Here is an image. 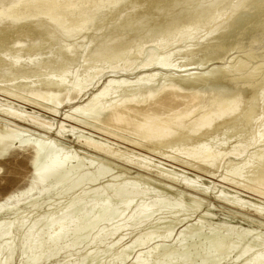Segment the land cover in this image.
<instances>
[{
	"label": "bare ground",
	"instance_id": "obj_1",
	"mask_svg": "<svg viewBox=\"0 0 264 264\" xmlns=\"http://www.w3.org/2000/svg\"><path fill=\"white\" fill-rule=\"evenodd\" d=\"M10 1H9V3L7 2V4H5V5L3 4L0 6V24L3 21L7 20V22L9 24H11V26L16 27L21 23H24V26H25V24H29V22H32L31 20H33L35 18H37L40 21L42 19H46V20H49L52 24H54L55 26H57L61 30H64L66 32L71 31L73 34L70 33L69 35H66V36H68V38L71 37V40L74 37L78 36L77 33H79L81 30L83 31L84 27L86 26L87 23L89 24L91 19H92V21L94 20V17H93L94 13H92V12L95 11L96 8H94L92 10V12H89L87 10L95 4H97V6L99 4H101V2H99L98 0H13L12 2H10ZM105 1H106V4H108V5L112 4V3L113 4L117 3L114 0H105ZM105 1H103V3ZM125 1H126V5H127V0H125ZM180 1H178V2H180ZM186 1H188V0H186ZM118 2H119V0H118ZM162 2H163L162 6L164 5V6L170 7V6L174 5L176 0H163ZM256 2H258V1H256ZM253 3H255V2H253ZM135 4L136 3H134V5ZM115 5L116 4H114L113 7H115ZM187 5H188V3H187ZM237 5H238V3H237ZM237 5H236V7H237ZM246 5L248 7V4H246ZM109 6H111V5H109ZM133 6L130 5V7H133ZM186 6H184V7H186ZM117 7H119V5ZM233 7H235V6L233 5ZM102 8H104V7H102ZM155 8H159V6L157 7V5L152 4L150 11H149L150 15L155 13L154 12V11H156ZM180 8H182V7H180ZM160 9H163V7ZM196 9H198V8H196ZM100 10H98V12ZM124 10H126V9H124ZM195 10L193 11L192 8H190L187 11L185 10L186 12H184V13L182 11V13L185 15L180 20L178 19L179 21H177V18H175L177 22H175V19L171 18L175 23L168 20L167 23L172 22L173 24L172 25L168 24V25H170V27H168V28L163 27V28H166L165 29L166 34L164 33L165 35H163L162 33L159 36L153 34L154 36L152 37V35H150V33H149V35H141L139 38L136 37V39L133 38V39L127 40L125 43H123V42H119L118 38H116V37H120V33L117 32V34H116L117 36L114 34L115 36L113 35L112 39H109L110 37L108 38L109 44H111V42H113L111 45H109L108 43H107L108 44L107 45L105 42H103L104 45L106 44L107 47L109 46L108 48L104 47V49H102V46L100 43H102L101 39L105 38L107 35L104 37L101 35L102 36L101 39L98 38L97 36L92 35V37L93 36L95 37L94 39L97 38V39H100V41H101L98 44L97 41H99V40H97V39L94 40V42L96 41L95 43L90 40L91 43L92 42L94 43V45L97 44L96 47L94 45L93 46H94V49L96 48V50H94V51L95 52L98 51L99 57H98V59L97 58L96 59L87 58L85 56V52H86L85 51L84 55H83L85 57L84 60L86 62H89V64L88 65H87V63L84 64L85 61L83 63H81L83 65L80 64L81 68H82L81 69L82 72H79L80 70H77V67H75V64H74L75 59L77 58V55H75L74 49H73V47H75L73 45L74 44L73 41L75 38L73 39L72 43L68 42L65 46L62 43V47L63 46L64 47L62 49L59 48L62 50V51H60L61 56L55 57V56H52L53 55L52 54L51 56H45V58L39 57L36 59L35 57L37 55H41L42 53H39L35 49L40 47V45L42 43L44 44L45 40L47 42V40L50 39V37L52 35H47V34L46 35H27V34L25 35V33H28V31L27 32L24 31V35L14 34L13 36L10 35L11 36V37L9 36L10 38L5 37L6 35L2 36V39L0 40V42L2 43V44L0 43L1 44V47H0V51H1L0 52L1 53L0 54V69L3 68L2 70L5 72V77H11L12 78V79L9 78L10 81H15L16 79H18V80L22 79V80L19 81L20 83H17V84L16 83L8 84L9 87L11 86L13 89H15L14 87H16L17 88L16 92H14L15 90L12 91L11 88L9 89L8 87L7 88L4 87L5 88L4 89L2 86L0 87V91H4L5 93H7V95H10L9 96L10 98H11V96H14L15 99L17 97V99L19 98V99L23 100V102L25 104H29L32 108L42 109L43 111L48 112L52 116H56L58 114V112H60L59 110L62 106H69L71 108L72 112H70V110H69L65 113H62L63 118H61V121H59V124L57 125L56 124L57 122H55V124H54L53 122H51L47 118L48 116L41 117L43 115H39L38 114L39 112L38 113L37 112H27V111L24 112V111H20V110H14L13 108H8V107L0 108V114L10 118L12 120V122H14L13 128L10 127L11 128L10 129L9 127H7V130L9 129L8 134H6V135L0 134V153L5 152V151L12 153L14 148H22L24 150H31V148H29L30 145H24V144H20L19 146L12 145L11 134L13 131H16V130L18 131V129H20V130L28 132V131H31L29 129V127H30V128H34L36 131L45 132V133L50 134L51 132H53V130L55 128L54 125H57L56 129H55V131H56L55 137L53 138L55 140V139H57V137L63 138L62 136H64L67 133H70V134L72 133V134L76 135L75 133H77L76 131H79V129L77 128V126H76L77 123H75V122L79 121V122L84 123L86 127H90L89 130L93 129L92 130L93 132L98 133L99 135L105 136L106 138H111L113 140H116L115 142H119L116 144L114 142L108 141V139L105 140V142H103L101 140L99 141L97 139L96 140L92 139V137L91 138H88V136L84 137V135H82V138L80 136L79 137L76 136L77 143L81 146V148H84L86 151H88L92 154H96L98 156H101L103 158H106V160L109 159V160L124 162L128 166L130 165V166H133V168H136L137 169L136 171L139 170V173L156 171L158 173L159 177L161 175L162 180L165 178V179H169V180H167V182L168 181L170 182V180H171L173 182L178 183V181H179V183L181 184L182 187L185 188V190H189L191 192H196L199 190L204 192V190L212 188V187H210V185L204 186L201 183L199 184V182H201L200 176H202V174H204L205 176H207V178L209 177L212 179H216L220 183L222 182L223 184L228 185L230 188H235V189L240 191V192L234 191V193H236L237 195H231V194H227L226 191L224 190L225 187H223L222 190L219 189V192H217V195L215 196V198H217L216 200L224 201L226 205H231L232 207H234L236 209L244 210L247 208L249 211L253 212L254 215L259 217L263 221L264 220V201L260 200L258 198L261 197L264 199V111H262L260 109V113L257 111V113H255L254 116H252V115L250 116L249 112H246L250 108V106H249V108L244 109L245 106H243V104H244L245 99L243 98V96L245 97L244 94H247V95H249L248 96L249 98H253V99L255 98L258 101L261 100L262 103H264V86H262L263 84H261V83L259 85H255L257 82L255 79L256 73L255 74L253 72H251L253 74H251V73L246 74L245 73L246 75H242L240 77L235 78L234 75H231L232 73H230V75H231L230 76L228 74V72H226L224 70L225 68L223 69V66H221V65L220 66L214 65V66H212V68H209V66L206 67L205 65L209 64L208 62H211L210 60L192 61L189 58L194 53H197L198 50L202 51L204 49L203 51H205V49H206V51L210 52V54L215 53V52L218 53V51L224 52V51L229 50L231 47L236 45V43H238L239 41H241L243 39L246 40V38H247L250 41H253L255 39H260V37H263V35H264V2H261L258 5V10H257L258 14L254 15V16H246L245 15V16L240 17L239 14L242 13L244 10H242L241 12H239L237 14L238 17H237V15L234 17L233 16L234 14H233L232 16L234 18L231 17V18H233L232 21L230 22V20H229V24L226 27L227 29H226V31L224 30L222 34H220V32L219 33L218 32L213 33L217 29H214V31H213V29H211V32L213 31L212 33L215 35H211L209 37V39H207L208 38L207 37L206 43L207 44L212 43L210 40H213L216 37L217 42L213 47L210 45L209 46L211 48L206 46V45H205L206 47H204L203 46L205 44L204 43L202 45L203 46L202 50H201V48L198 49V46L196 48L192 46L194 49L193 48L187 49L186 51L184 50L181 52L177 46H179V45L181 46L183 44L185 45V43L181 44V42H184V41H187V40L192 39L194 37L196 38V36H199V35H195L193 32H196L197 34L200 33L202 27H205L204 25L207 26V24L212 23L214 21V17H216L215 16L216 13L214 14V16L212 15L213 17L212 16L206 17V15H205L204 18H201L200 21H198L197 17L199 15L197 16V14L195 13ZM109 11H110V9H109ZM167 11H168V9H167ZM132 13L134 14V12H132V10H131V14ZM182 13H180L179 16H182ZM207 13H209V12H207ZM145 14L146 13H144V15H142V16L140 14V16L142 18H150L151 17L150 15H145ZM147 14H149V13H147ZM212 14H213V10H212ZM162 15H165V14H162ZM223 15H225V14H223ZM217 16H219V15H217ZM229 16H231V13H229ZM229 16H227V17L230 18ZM136 17H137V15H136ZM157 17H159V16H157ZM175 17H177V15ZM220 17H221V15H220ZM228 18H226V19L223 18V20L225 19V21H226V20H228ZM168 19H170V18H168ZM136 20L139 21L140 19L139 20L136 19ZM49 21H48V23H50ZM234 21H235L234 27L233 28L230 27L228 29L229 26L233 25L232 22H234ZM198 23H200V24H198ZM4 24H5V22H4ZM148 24H149V22H148ZM37 25H39V23ZM223 25H225V24H223ZM226 25H227V23H226ZM42 26H44V25H42ZM87 26H89V25H87ZM219 26L221 27L222 24ZM85 28L87 29V27H85ZM123 29H124V26H123ZM123 29H119V31H121ZM206 29H207V27H206ZM218 29H219V27H218ZM223 29H224V26H223ZM115 30H117V29H115ZM221 31H222V29H221ZM125 32L128 33V31H125ZM39 33H41V32H39ZM113 33H114V30H113ZM216 33H218V34H216ZM123 34H124V31H123ZM178 34H181V35H178ZM126 35L127 34H125V37H126ZM155 36H157V37H155ZM129 37H130V35H129ZM54 38L55 37H53L52 39H54ZM68 38L66 37V39H68ZM200 38H202V37H200ZM23 39H24V42L26 41L25 44H21L23 42ZM63 39H65V38H63ZM68 40H66V41H68ZM110 40H112V41L110 42ZM122 40H123V38H122ZM199 40H196V41H199ZM85 41L83 43H85ZM103 41H104V39H103ZM10 42L12 43V45L10 44L12 46V48H10L11 50L10 49H7V51L4 50V48H6L8 46L10 47V45H9ZM46 42H45V44H46ZM55 42L57 43V41H55ZM77 42H78V40H77ZM103 43H102V45H103ZM85 44H83V45H85ZM186 44H188V43L186 42ZM86 45H88V44H86ZM42 46L43 45H41V47ZM80 46H77V47L80 48ZM90 46H92V44ZM77 47H76V49H77ZM184 47H186V45ZM2 48H3V50H1ZM47 48H49V46ZM146 48H148L150 50H155L157 53L150 52V54H149V51H148L149 57L147 59H144L145 57L144 58L142 57L143 60H140L139 62H137V59L143 55L144 50H146ZM76 49H75V51H77ZM87 49L88 48H86L85 50H87ZM89 49L91 50L92 48H89ZM195 49L196 50L198 49L197 52L192 51ZM79 50H81V52H82V50L84 51V48L79 49ZM216 50H218V51H216ZM51 51H52V49H51ZM104 51H107L108 53L106 54ZM229 51H231V50H229ZM102 52H104L105 54L104 53L102 54ZM145 52L147 53V51H145ZM54 53H56V51ZM86 54L88 55V53H86ZM121 54H122V56H121ZM148 54H147V56H148ZM117 55H120L121 59H119V56H117ZM217 55H219V54H217ZM92 56L94 57L93 53H92ZM115 56H117V57H115ZM8 57H10V59ZM114 57L117 58V60H115ZM227 60H228V58H227ZM81 62H82V60H81ZM233 62H235V61H233ZM213 64H215V63L213 62ZM226 65H227V63H226ZM232 65H234V64H232ZM79 68H80V66H79ZM256 69H258V68H256ZM254 70H255V68H254ZM45 71L46 72L50 71V72L45 73ZM43 73L46 74V77H44L42 79L39 78L38 80H31L32 76H40L41 77L44 75ZM71 76H72V78H71ZM263 77H262V79H263ZM6 85H4V86H6ZM253 85H255V87H252ZM253 99H252V101H253ZM74 113L81 114L82 116L87 118L88 121H81L80 118L77 119V117L74 115ZM244 120L247 121V123H244L245 122ZM254 121H255V123H254ZM8 122H9L8 124L10 125V121H8ZM241 122L244 123V126L246 124H248V127L247 126H245V127L248 128L249 131H252V132H249V133H251L249 135V137L246 136L247 138H245L243 135H241V137L239 136V134H240L239 132L248 131V130L244 129L245 127L244 128L242 127V131H237V132L234 131L236 128L238 129V127L242 124ZM0 125H2V124H0ZM2 126H4V125H2ZM80 126H82V125H80ZM3 129H4V127H3ZM232 129H234L233 130L234 134H232L233 133ZM230 131H231V133H230ZM22 132H20V133H22ZM31 132H33V131H31ZM81 132L82 131L80 130V133ZM85 134H87V133H85ZM43 135H41V136H43ZM46 139H47V136H46ZM47 141H48V139H47ZM23 142H25V141H23ZM110 143L114 144L116 147L114 148L113 145H110ZM56 144H57V142H56ZM122 144H125V146H126L125 148L127 149L126 151L121 149ZM53 145H54V143H53ZM135 149L140 150V152L143 151V152H146L152 156H156V157L160 158L161 160H164V162L161 160H155V158H153L152 156H148V154L145 155V154L136 152ZM67 160H68V156H65L64 158L57 157V156L52 157L46 164H43L44 165V171L42 172L41 177L49 176V175H53V177H54L55 174L56 175L58 174V171L62 168V166L65 164V162ZM103 160H105V159H103ZM165 162H167V163H165ZM169 162H170V164H176V165H179V166L184 167V168H190L193 170V172L194 171L197 172V174L198 173H202V174L201 175L198 174L196 176V174L194 173L196 178L188 177L185 175L183 176L181 173H179V171H181V170L177 169L178 167L174 168L175 170H179L178 172L175 171L174 169L169 170V169H167L168 167L167 168L163 167L165 165L169 166V167H173L172 165L169 164ZM221 163H223V164H221ZM225 164H226V166H225ZM220 165L221 166L224 165L223 168L221 167L224 171V172L222 171L223 173L219 172L220 171V169H219ZM0 169H1V166H0ZM88 169H90V168H88ZM182 171H184V170H182ZM97 174H98V172H97ZM101 174H103V172ZM82 175H84V174H82ZM111 175H112V173H111ZM154 175H156V173ZM140 176H142V175H140ZM152 178H153V175H152ZM165 179L162 182H164ZM89 180H91V179H89ZM80 181H81V178H80ZM133 181L137 182L135 180H133ZM218 181H216V182H218ZM116 182H118V181H116ZM213 182H211V183H213ZM216 182H215V184H216ZM119 186H116L117 190H118ZM126 186H128V185H126ZM126 186H125V188H127ZM215 186L216 185H214V187ZM120 187H121L120 189H122V186H120ZM152 187H154V186H152ZM45 188H46V185L42 188V190H40V189L37 190V192L35 194L41 193ZM98 188H99V186H98ZM132 188H135V187H132ZM202 189H204V190H202ZM208 191L209 190H207V193L205 191L206 195L208 194ZM231 191L233 192V190H231ZM110 192H111V190H110ZM112 192H113V194L115 193L113 191V189H112ZM120 192L121 191H117L114 195L112 193H110V195H112V197H119ZM203 192H200V193H203ZM91 193H93V192H91ZM80 194L78 193L75 195H80ZM14 195L15 194L8 195L6 198L3 199L2 203H6V205H8V204H14L15 205L19 201L23 200V199H21L19 201H12ZM82 196H83V194H82ZM109 196H107V197H109ZM76 197H78V196H76ZM76 197H73V198H76ZM256 197H258V198H256ZM73 198H71L73 200V203L75 200L78 201V199H80V198H77V199H73ZM125 198H127V197H124V199ZM129 198L131 199V197L128 196V199ZM174 198H176V197H174ZM195 200H197V199H195ZM88 201H89V199H88ZM106 201H105V203H106ZM132 201H134V200H132ZM99 202H101V201H99ZM131 202H129V203H131ZM155 202H154V204H152V206L157 205V202H156V204H155ZM105 203L102 202V204H105ZM129 203H127V204L130 205ZM96 204H99V203H96ZM124 204H122V205H124ZM132 204L130 206H132ZM145 204L147 205V203H143V205H145ZM148 204H150V206H151L150 202ZM99 205H101V204H99ZM146 205L145 206L141 205L142 208L139 205V209L141 208L142 213H144V214H145V210H147L146 211V213H147V212H149V209H150V212L152 213L158 209L156 206L155 207L157 209L153 206L155 208L153 211V209L150 208L149 205H147V207H146ZM180 205H182V204H180ZM94 206H95V204H94ZM109 206L111 207V205H109ZM3 207H5V205H3ZM66 207H67V205H66ZM148 207H149V209H147ZM227 207H229V206H227ZM127 209L128 208H126V210ZM180 209H182L184 211L187 210V209L185 210L183 208H180ZM1 210L2 209L0 208V211ZM51 210H52V208H51ZM136 210H137V207H136ZM158 210H160V209H158ZM55 211H56V209H55ZM191 211H193V210H191ZM121 212H123V211L121 210ZM54 214L55 213H53L50 216H52V218H53L55 216ZM149 214L147 213L146 215H149ZM136 215L138 216L137 213H136ZM132 216H130V217H132ZM141 216L143 217L144 215H141ZM141 216L139 218H141ZM22 217H24V216H22ZM125 217H127V216L125 215ZM134 217L136 219L135 215H134ZM48 220L51 221L50 218ZM182 220H184V219H182ZM11 222H12V220H11ZM212 222H213L212 225L213 226L215 225V227L222 228V229L227 228V229H230L231 231H235L236 229L241 228V226L236 225V224H232L230 222L215 221V220ZM0 223H2V220ZM21 223H22V221H21ZM21 223H19V224H21ZM177 223H179V222H177ZM184 223H182V225ZM200 223H202V222H200ZM47 224H48V222H47ZM163 224H165V223H163ZM260 224L263 225L262 222H260ZM58 225L55 226V229L52 232V234L49 237L45 238L46 243L44 245L54 243V241L59 239L58 237H60L61 234L66 233L65 231H67V230H64L65 228L62 225H59V226ZM193 225H196V224L193 223ZM47 226H50V225L48 224ZM171 226H172V224H171ZM196 226H191L190 228L194 227L196 229ZM11 227H12V224H11ZM187 227L188 226H186L185 228L187 229ZM115 228H117V227L115 226ZM119 228H121V227H119ZM112 229H114V228H112ZM112 229H109V230L113 232ZM197 229H198V227H197ZM197 229H196V231H197ZM201 229H203V228H201ZM241 229L243 230V233H241V234L245 235V233L248 232L247 228H246V230L244 228H241ZM190 230L193 231V228ZM255 230L253 232H255ZM116 231H117V229L114 232H116ZM152 231L151 232L148 231L149 233L146 232L147 234L145 233L146 235L145 236L143 235L144 236L143 239L139 240L137 238L138 241H137V239L132 241V243L134 242L133 245L135 246L136 245L135 243L138 242V245H140V247H143V245H145L147 243V242H145L146 240L147 241L152 240L153 235L155 236V238L162 236V235L161 236L158 235V237H157L155 234H153L155 232L152 233ZM162 232H163V230H162ZM184 233H182V234H184ZM197 233H198V231H197ZM141 234H143V233H141ZM165 234L166 233H164V235ZM168 234H169V231H168L167 235H165L167 242L169 240V239H167ZM108 235H110V233ZM112 235H114V234H112ZM239 236H241V235L239 234ZM162 237H164V236H162ZM169 237H172V236H170V234H169ZM201 237H203V236H201ZM243 237H245V236H243ZM198 238H200V237H198ZM257 238H259V237H257ZM101 239H102V237H101ZM52 240H54V241H52ZM120 240H119V242H120ZM163 240H165V237L163 238ZM49 241H52V242H49ZM170 241H171V239H170ZM201 241H202V239H201ZM185 242H186V240H185ZM213 242H215V241H213ZM54 244H52V245H54ZM259 245H260V243H259ZM11 246H12V244H11ZM129 246H131L130 248H132V245H129ZM155 246H157L156 248H158V245H155ZM253 247H255V246H253ZM126 248H128V245L123 249H126ZM130 248H128V249H130ZM195 248H196V246H195ZM248 249H250V248H248ZM211 250H212V247H211ZM124 251H126V250H124ZM151 251H153V250H151ZM246 251H247V249H246ZM253 251H255V250H253ZM146 252H148V251H146ZM154 252H156V251H153L151 253L148 252V253H149V255L151 254L152 256H154V254H152ZM167 252H166V254H167ZM243 252H245V249L242 251V253ZM122 253H119V255L121 256ZM142 253H139V254H142ZM247 253L248 252H245L244 254H247ZM260 253L259 254H253V252H252L253 255H250L248 258L246 257L247 258L246 262L244 260L245 264H250V262L252 264H255L256 261H259V262L263 261L264 262V255H262L263 252L261 254ZM139 254L135 260L136 264H145V263H143L144 261L141 259V255H139ZM151 255H150V259L152 258ZM167 255H164V256L166 257ZM159 256H160V254H159ZM212 256L213 255H211L210 257H212ZM241 256L242 255H240V257ZM8 257H9V255H8ZM126 257H128V256H126ZM163 257L161 259L165 260V258L163 259ZM208 257L206 258L204 256V259L206 258L207 260H209ZM242 257L244 258V255ZM121 258H123V257H121ZM167 258L169 259V257H167ZM155 259L157 261V257ZM152 260H154V259H152ZM152 260H149V261H152ZM210 260H214L213 257L210 258ZM41 261H43V260H41ZM252 261L253 262L255 261V262L253 263ZM157 262L160 263V260ZM204 262L205 261L203 260V263ZM206 262H208V261H206ZM153 263H155V262L153 261ZM101 264H102V262H101ZM164 264H165V262H164Z\"/></svg>",
	"mask_w": 264,
	"mask_h": 264
},
{
	"label": "rangeland",
	"instance_id": "obj_2",
	"mask_svg": "<svg viewBox=\"0 0 264 264\" xmlns=\"http://www.w3.org/2000/svg\"><path fill=\"white\" fill-rule=\"evenodd\" d=\"M9 1L10 0H0V6L3 4L4 5L7 4V2L9 3ZM12 1L13 0H11L10 2H12ZM98 1L101 2V4H99L98 6H97V4H95L87 10L89 12H92V10L94 8H96V10L92 12L96 15L95 16L93 14L94 20L92 21V19H91L89 24L88 23L86 24L85 27H87V29L84 27L85 30L83 29V31L81 30L82 32L80 31L79 33H77L78 36L74 37L76 40L73 38L74 41H73V39L71 40V37L68 38V36H66V35H69L70 33H72L71 31L66 32L64 30L59 29L57 26L52 24L49 20L42 19L40 21L37 18H35L36 20L35 19L31 20L32 22H29V24H25L26 27L24 26V23H21L18 26L13 27V26H11V24H9L7 22V20L3 21L0 24V40L2 39V36H4V35H6L5 37H9L10 35L13 36L14 34L24 35V31L25 32L28 31V33H25V35L26 34L27 35H46L47 34V35H52L51 36L52 38L55 37L56 39L55 38L52 39L50 37V39H48L47 42L45 40L44 44L43 43L41 44V45H43L42 47L40 45V47L35 49L39 53H42L41 55H37L38 57L36 56L35 57L36 59L39 57L45 58V56H51L52 54H53L52 56H55V57L61 56V52H60V51H62L61 49L68 42L72 43V41H73V43H74L73 45L75 46V47H73L74 53H75V55H77V58L75 59L74 64H75V67H77V70H80L79 72H82L81 65H83V64H81V63H83L85 61L84 60L85 57L83 56L85 51H86L85 56L87 58H90V59H96L97 58L98 59V57H99L98 51L97 52L94 51V50H96V48L94 49V46L96 47V45H97V44L94 45V43L96 42V41L94 42V40L97 39V38L94 39L95 38L94 36H97L98 38L101 39L102 36L104 37L107 35L108 37L106 36L105 38L101 39L102 43L105 42L107 44L109 39H112L113 35L114 34L116 35L117 32L120 33L121 38L120 37H116V38H118L119 42H123V43H125L127 40H131L133 38L136 39V37L139 38L141 35H149V33H150V35H152V37L154 35L159 36V35H161V33L163 35H165L166 34L165 29L170 27V25H168V24L172 25L173 23L179 21L185 15L183 13L186 12L187 10H189L190 8H192L193 11L196 8H198L195 10V13L197 14V16L199 15L197 17L198 21H200L201 18H204L205 15H206V17H210L212 15L214 16L215 13H216L215 16L218 19L216 17H214V21H213L214 23L213 22L209 23V24H207V26L204 25L205 27H202L200 33L197 34L196 32H193L195 35H199V36H196V38L194 37V38L189 39L187 41L181 42V44L185 43L187 48L184 47L185 46L184 44L181 46L179 45L177 47L181 52L184 50L186 51L187 49H192L193 47L196 48L197 46H198V49L201 48V50H202L203 46L204 47H206V46H208V47L212 46L213 47L216 44V42H217L216 37L213 40H210L212 42L210 44L206 43L207 39H209V37L211 35H215V34H213L215 32H218V33L220 32V34H222L224 30L226 31V29H227L226 27L229 24V20L231 22L232 19L239 12L244 10L243 11L244 13L242 12L243 14L242 13L239 14L240 17L245 16V15L246 16H254V15L258 14V11H257L258 5L261 2H264V0H244V1L243 0H239V1L238 0H231V1L230 0H218V1L217 0H209V1L208 0H188V1L181 0L182 2L184 1L182 3L180 0H176V2L174 3L175 6L173 5V6L167 7L164 5L162 6L163 0H160V1L159 0H157V1L156 0H127V5H126L125 0H121V1L119 0L120 3L118 2V0H114L118 4L114 3L116 5H115V7H113L114 6L113 3L109 4V5H111V6H109L108 4H106L105 0H98ZM103 1H105V2L103 3ZM178 1H180V2H178ZM256 1H258V2H256ZM133 2L136 3L137 5L136 4L134 5ZM253 2H255V3H253ZM187 3H188V5H187ZM237 3L239 6L237 5ZM152 4L157 5V7L159 6V8H155V10H156V11H154L155 13L150 15L149 11H150ZM246 4H248V7ZM118 5H119V7H117ZM130 5L131 6L134 5L133 6L134 8L130 7ZM233 5L235 7H233ZM236 5H237V7H236ZM184 6H186V7H184ZM102 7H104V8H102ZM162 7H163V9H160ZM180 7H182V8H180ZM109 9H110V11H109ZM124 9H126V10H124ZM167 9H168V11H167ZM98 10H100L101 12L100 11L98 12ZM131 10H132V12H134V14L133 13L131 14ZM212 10H213V14H212ZM182 11H183V13H182ZM207 12H209V13H207ZM228 12L231 13V16H229ZM144 13H146L145 15H150L151 17L150 18H142L141 16L144 15ZM147 13H149V14H147ZM180 13H182V16H179ZM140 14H141V16H140ZM162 14H165V15H162ZM223 14H225V15H223ZM136 15H137V17H136ZM176 15H177V17H175ZM217 15H219V16H217ZM220 15H221V17H220ZM157 16H159V17H157ZM227 16H229L230 18H228ZM231 17H233V18H231ZM237 17H238V15H237ZM168 18H170V19H168ZM171 18L172 19L177 18V21L175 19V22H174ZM223 18H225V19L228 18V20L225 21V19L223 20ZM136 19H138V20L140 19L141 21L140 20L137 21ZM168 20L172 21L173 23L172 22L167 23ZM48 21L50 23H48ZM235 21L232 22L233 25L229 26L228 29L230 27L231 28L234 27ZM4 22H5V24H4ZM148 22H149V24H148ZM38 23H39V25H37ZM220 23L222 24L221 27L219 26V25H221ZM226 23H227V25H226ZM198 24H200V23H198ZM223 24H225L226 26ZM34 25L35 26L37 25V26L35 27ZM42 25H44V26H42ZM87 25H89V26H87ZM123 26H124V29H123ZM217 26L219 27V29ZM223 26H224V29H223ZM163 27H166V28H163ZM206 27H207V29H206ZM220 28L222 29V31ZM115 29H117L118 31ZM119 29H123V30H121L122 32L119 31ZM211 29H213V31H214V29H217L218 31L217 30L214 32L212 31L213 32L212 33ZM113 30H114V33H113ZM123 31H124V34H123ZM125 31H128V33ZM39 32H41V33H39ZM218 33H216V34H218ZM125 34H127L126 37H125ZM92 35H94V36L92 37ZM129 35H130V37H129ZM178 35H181V34H178ZM66 37L69 40L66 39ZM155 37H157V36H155ZM200 37H202V38H200ZM63 38H65V39H63ZM122 38H123V40H122ZM100 39H97V40H99V41H97L98 44H99V42H101ZM103 39H104V41H103ZM64 40L65 41L68 40V41L65 42ZM77 40H78V42H77ZM90 40L93 41L94 43L93 42L91 43ZM196 40H199V41H196ZM55 41H57V43ZM84 41L88 45L83 43ZM111 41L112 40H110V42ZM25 42L23 39V42L21 44H25ZM45 42H46V44H45ZM186 42L188 44H186ZM62 43L64 45L63 47H62ZM102 43H100L102 46V49H104V47H106V48L109 47V46L107 47L106 44L104 45V43H103V45H104L103 46ZM112 43L113 42H111V44ZM1 44H0V47H1ZM10 44L12 45L11 42L9 43V45ZM75 44L77 46L81 45L80 48L77 47ZM83 44H85L86 46ZM91 44H92V46H90ZM111 44H109V45H111ZM11 45H10V47L8 46L9 48L8 47L4 48V50L7 51V49L12 48ZM48 46H49V48H47ZM76 47H77V49H76ZM82 47L84 48V51L82 50V52H81V50H79V49H83ZM59 48H61V49H59ZM86 48H88V49L92 48V49L91 50L87 49L88 50L87 51V50H85ZM51 49H52V51H51ZM75 49L77 51H75ZM1 50H3V48ZM195 50H192V51L197 52V50L196 51ZM203 50L202 51L198 50V52L191 55L189 59L192 61L210 60L211 62H208L209 64H206L205 65L206 67L209 66V68H212V66H214V65H219V66L221 65V66H223V69L225 68L224 70L226 72H228L229 75H230V73H232L231 75H234L235 78L240 77L242 75L249 74L251 72H253L254 74L256 73L255 79L257 82L255 85H259L261 83V84H263L262 86H264V77H263L264 76V35H263V37H260V39H255L253 41H250L247 38H246V40L243 39V40L239 41L238 43H236V45L231 47L229 49L231 51L227 50L224 52H220V51L216 50V51H218V53L215 52V53H212L213 54L212 55V54H210V52L206 51V49H205L206 52ZM55 51H56V53H54ZM145 51H147V53ZM148 51H149V54H150V52L157 53L155 50H150V49L146 48V50H144L143 55L140 58H138L139 60L137 59V62H139L140 60H143L142 57L143 58L145 57L144 59H147L149 57ZM104 52L106 54L108 53L107 51H104ZM104 52H102V54ZM86 53H88V55ZM92 53H93L94 57L92 56ZM147 54H148V56H147ZM217 54H219V55H217ZM117 56H119V59H121L120 55H117ZM117 56H115V57H117ZM121 56H122V54H121ZM8 58L10 59V57H8ZM227 58H228V60H227ZM81 60H82V62H81ZM115 60H117V58H115ZM233 61H235L236 63ZM213 62L215 64H213ZM86 63H87V65L89 64V62L85 61L84 64H86ZM226 63H227V65H226ZM232 64H234V65H232ZM79 66H80V68H79ZM254 68L256 71L254 70ZM256 68H258V69H256ZM2 69H0V87L1 86L3 88L8 87L9 89L11 88L12 91L15 90L14 92H16L17 88L14 87L15 89H13L11 86L9 87L8 84L20 83L19 81H21L22 79H19V80L16 79L15 81H10L9 78L10 79H12V78L11 77H5V72ZM49 72L50 71H47V72L45 71V73H49ZM45 73H43L45 76L42 74L43 76H41V77L40 76H32L31 80H38L39 78L42 79V78L46 77ZM253 73H251V74H253ZM262 77H263V79H262ZM71 78H72V76H71ZM4 85H6V86H4ZM255 85H253L252 87H255ZM4 93H5L4 91H0V108L8 107V108H13L14 110H20V111H24V112L25 111L37 112V113L39 112L38 113L39 115H43L41 117L48 116L47 118L51 122H53L54 124H55V122H57L56 123L57 125L59 124V121H61V118H63L62 113H65L69 110H70V112H72L71 108L69 106H62L59 110L60 112H58V114L56 116H52L48 112L43 111L42 109L32 108L29 104H25L23 102V100H21L19 98L17 99V97L15 99L14 96H11V98H10L9 97L10 95H7V93H5V94ZM244 95H245V97L243 96V98L245 99V101H244V104L243 103L242 104H243V106H245L244 109L249 108V106H250V108L246 111V112H249L250 116L251 115L254 116L255 113H257V111L260 113V109L262 111H264V103H262L261 100H260L261 101L260 102L255 98L254 99L249 98L248 97L249 95H247V94H244ZM252 99H253V101H252ZM74 115L77 117V119L80 118L81 121H88L87 118H85L84 116H82L79 113H74ZM8 121H10L11 126L8 124L9 123ZM13 123L14 122H12V120L10 118L0 114V124L4 125V126L0 125V134L1 135L8 134L9 129L7 130V127L13 128ZM75 123H77L76 126L79 129V131H76L77 133L79 132L78 134L75 133L76 135H74L72 133L71 134L67 133L64 136H62L63 138L57 137V139H55V140L53 138L55 137V133H56L55 129H56L57 125H54L55 128H54L53 132H51L50 134L45 133V132L36 131L34 128H30V127H29V129L33 132H31V131L27 132V131H23L20 129H18V131H19L18 132L15 129L16 131H13L11 134L12 145H14V146H19L20 144L30 145L29 148H31V150H24L22 148H14L12 153H9L8 151L0 153V166H1V169H0V208L2 209L0 211V222L2 220V223H0V264H85V263L86 264H91V263L92 264H101V262H102V264H136V262H135L136 257L138 256L139 253H142V252L143 253L139 254V255H141V259L144 261L143 263H145V264H148V263L149 264H164V262H165V264H176V263L177 264H189V263L190 264H243V263L245 264V262L247 261L246 259L250 255L259 254L260 252L261 253L263 252L262 255H264V242H263L264 241V226H263L264 220L262 221L259 217L254 215L253 212L249 211L247 208L244 210L236 209V208L232 207L231 205H226L224 201L216 200L217 198H215V196L217 195V192H219V189L222 190L223 187H225L224 190L226 191V193L231 194V195H237L236 193H234V191H239V190H237L235 188H230L228 185L223 184L222 182L220 183L216 179H212L209 177L207 178V176H205L204 174L198 173L200 175L202 174V176H200L201 180L199 179L201 181V182H199V184L201 183L204 186L210 185V187H212V188H209L206 190L202 189V190H204V192L201 190L196 191V192H191L189 190H185V188L181 186L179 181H178V183L173 182L171 180H170V182L169 181L167 182V180H169V179L164 178L165 181L162 182L164 179L162 180L161 175H160V177H161L160 178L156 171L139 173V170L136 171L137 170L136 168H133V166H130V165L128 166L124 162H119V161H114V160H109V159L106 160V158H103V157L98 156L96 154H92V153L86 151L84 148H81V146L77 143L76 136H78V137L80 136L82 138V135H84V137H87V136H88V138L92 137V139H95V140L97 139L99 141L101 140L103 142H105V140L108 139V141L114 142L116 144L119 142H115L116 140H113L111 138H106L105 136L99 135L98 133L93 132L92 131L93 129L89 130L90 127H86L85 124L82 122L77 121ZM244 123H247V121H245ZM244 123H242L238 127L239 130L237 128L236 129L234 128L235 130L232 129V132H233L232 134H234V131H236V132L242 131V127L243 128L245 126L248 127V124H246L244 126ZM254 123H255V121H254ZM80 125H82V126H80ZM3 127H4V129H3ZM244 129H246L248 131L239 132L240 133L239 136L241 137V135H243L245 138H247L251 134L249 132H252V131H249V129L246 127ZM80 130L82 131L81 133H80ZM20 132H22L23 134ZM85 133H87L88 135ZM230 133H231V131H230ZM41 135H43V136H41ZM46 136H47L48 141L46 139ZM23 141H25V142H23ZM56 142H57V144H56ZM53 143H54V145H53ZM110 145H113L114 148L116 147L112 143H110ZM123 147L124 148L126 147L125 144H122L121 149L126 151L127 149L126 148L124 149ZM135 150H136V152H139V153H142L145 155L148 154V153L143 152V151L140 152V150H137V149H135ZM56 156L61 157V158L68 156V160L62 166V168L58 171V174L54 175V177H53V175L41 177V174L44 171V165L43 164H46L52 157H56ZM148 156H152V155L148 154ZM152 157L155 158V160H161L160 158H158L156 156H152ZM103 159H105V160H103ZM161 161L164 162V160H161ZM165 163H167V162H165ZM169 164H170V162H169ZM221 164H223V163H221ZM170 165H172L173 167H169L166 165L163 167H165V168L168 167L167 169H169V170L178 167L177 169H179L181 171L175 170V169L174 170L177 172L179 171V173H181L183 176L185 175L188 177L196 178V176L198 175L197 172H195V171L193 172V170L190 168H184V167H181V166L176 165V164H170ZM225 166H226V164H225ZM221 167L223 168L224 165L223 166L220 165V168H219L220 173L223 171V169ZM88 168H90V169H88ZM182 170H184V171H182ZM97 172H98V174H97ZM102 172H103V174H101ZM111 173H112V175H111ZM155 173H156V175H154ZM194 173L196 174V176ZM82 174H84V175H82ZM140 175H142L143 177ZM152 175H153V178H152ZM80 178H81V181H80ZM89 179H91L92 181ZM133 180H135L137 182H134ZM116 181H118V182H116ZM216 181H218V182H216ZM211 182H213V183H211ZM215 182H216V184H215ZM118 184L120 186H122V189H120L121 187ZM213 184L216 186L214 187ZM45 185H46V188L41 193L35 194L37 192V190H39V189L42 190V188ZM124 185L125 186L128 185V186H126L127 188H125ZM98 186H99V188H98ZM116 186H119L118 190H117ZM152 186H154V187H152ZM132 187H135V188H132ZM112 189L115 193L117 191H121L120 196H119L120 198L119 197H112V195H110V193L113 194ZM110 190H111V192H110ZM207 190H209V191H208V194L206 195ZM231 190H233V192ZM205 191H206V193H205ZM91 192H93V193H91ZM200 192H203L204 194L200 193ZM78 193L79 194L81 193L80 194L81 196L83 194V196L81 197L80 195H75ZM10 194H15L12 201H19L21 199H23V200L19 201L18 202L19 204L16 203L15 205L14 204L6 205V203H2L3 199L6 198ZM169 195L170 196L172 195L171 196L172 198ZM76 196H78V197H76ZM107 196H109V197H107ZM128 196L131 197V199L130 198L128 199ZM73 197H76V198H73ZM124 197H127V198L124 199ZM174 197H176V198H174ZM71 198H73V199L80 198V199H78V201L75 200L76 202L74 201V203H73V200ZM256 198H258V197H256ZM88 199H89V201H88ZM195 199H197V200H195ZM258 199L264 201V199L261 197H259ZM130 200L131 201L134 200V201L131 202ZM99 201H101V202H99ZM105 201H106V203H105ZM155 201L157 202V205H155V206L160 210H158L153 205L157 209L154 211L155 208L152 206V204H154ZM102 202L105 204H102ZM126 202L127 203L131 202V203H129L130 205L132 203L133 204H132V206H130ZM149 202L151 203V206H150V204H148ZM156 202H155V204H156ZM96 203H99L101 205L96 204ZM143 203H147V205H149V207L152 208L154 212L151 213L150 209L148 207L147 209H149V212H147V213L148 214L150 213V214L146 215L147 210H145V214L142 213L141 208H142V206L146 205V204L143 205ZM94 204H95V206H94ZM122 204H124V205H122ZM180 204H182V205H180ZM3 205H5V207H3ZM66 205H67V207H66ZM109 205H111V207ZM139 205L141 207L140 209H139ZM147 205H146V207H147ZM227 206H229V207H227ZM136 207H137V210H136ZM51 208H52V210H51ZM126 208H128V209L126 210ZM180 208H183L185 210L187 209L186 210L187 212L180 209ZM55 209H56V211H55ZM121 210L123 212H121ZM191 210H193V211H191ZM53 213H55L54 214L55 216L53 215L54 217L52 218V216H50V215H52ZM136 213L138 214V216L136 215ZM125 215L128 218L125 217ZM134 215L136 216L137 220L135 219ZM141 215H144V216L142 217ZM22 216H24L26 219ZM130 216H132L134 219ZM140 216H141V218H139ZM49 218L51 219V221L48 220ZM182 219H184V220H182ZM11 220H12V222H11ZM20 220L22 221V223ZM214 220L215 221H225V222H230L232 224L239 225V226H241V228H244L245 230L247 228L248 232L245 233V235H244V234H241V233H243V230L241 228L236 229L235 231H231L230 229H227V228H226L227 229L226 230V229L215 227V225L214 226L212 225L213 224L212 221H214ZM47 222L50 226H47L48 225ZM177 222H179V223H177ZM200 222H202V223H200ZM260 222H262L263 225L260 224ZM19 223H21V224H19ZM163 223H165V224H163ZM182 223H184V224L182 225ZM193 223L196 224L197 226L193 225ZM11 224H12V227H11ZM58 224L62 225L65 228V229L63 228L64 230H67V231H65L66 233H64V234L60 233L61 235H60V237H58L59 238L58 240H56V241L52 240V241H54L55 244L51 243V244L44 245L46 243L45 238L49 237L52 234V232L55 229V226H57ZM171 224H172V226H171ZM190 225L196 226V229L198 227V229H197L198 233L194 227H192L193 231L190 230V229H192V228H190L191 227ZM259 225L260 226L262 225L261 226L262 228ZM115 226L117 228H115ZM186 226H188V227L190 226V227L189 228L187 227V229H186L185 228ZM119 227H121V228H119ZM112 228H114V229H112ZM201 228H203V229H201ZM109 229H112L113 232L110 231ZM116 229L118 232L117 231L114 232ZM162 230H163V232L165 231L164 232V233H166L165 235H167V233L169 231L170 236H172V237H169V234H168V236H167L168 237L167 239H169L168 242H167L166 236L164 235ZM254 230H255V232H253ZM148 231H150V232L152 231V233L155 232L153 234H155L157 237H158V235L164 236L165 240H163L164 237H162V236L155 238V236L153 235L152 240L154 239L153 240L154 242L152 240L151 241L146 240L145 242H147V243L145 245H143V247H140V245H138V242L135 241L136 242L135 244L137 246L136 245L134 246L133 245L134 242L132 243V241L136 240L137 238L139 240L143 239L144 236L147 234L146 232H148ZM108 232L110 233V235H108L109 234ZM181 232L182 233L185 232L184 233L185 235L182 234ZM141 233H143V234H141ZM112 234H114V235H112ZM239 234L241 236H239ZM201 236H203V237H201ZM243 236H245V237H243ZM256 236L259 238H257ZM101 237H102V239H101ZM198 237H200V238H198ZM138 239H137V241H138ZM170 239H171V241H170ZM201 239H202V241H201ZM119 240H120V242H119ZM185 240H186V242H185ZM52 241H49V242H52ZM213 241H215V242H213ZM259 243H260V245H259ZM11 244H12V246H11ZM52 244H54V245H52ZM127 245H128V248L131 247L129 245H132V248L123 249ZM155 245H158V248H156L157 246H155ZM195 246H196V248H195ZM253 246H255V247H253ZM211 247H212V250H211ZM248 248H250V249H248ZM244 249H245V252H248L247 254H244L245 252L242 253V251ZM246 249H247V251H246ZM124 250H126L127 252ZM151 250L156 251V252L152 253V254H154V256H152L150 254L152 257L150 259V255L148 252H150V253L153 252ZM253 250H255V251H253ZM121 251L122 252L124 251L123 252L124 254ZM146 251H148V252H146ZM166 252L168 255L166 254ZM171 252L172 253L174 252V253L172 254ZM252 252H253V254H252ZM119 253H122L123 256L122 255L120 256ZM159 254H160V256H159ZM8 255H9V257H8ZM164 255H167V256L165 257ZM211 255H213L212 257L214 260H210V258H212V257H210ZM240 255H242V256L244 255V258L242 256L240 257ZM126 256H128V257H126ZM161 256L162 257L164 256L163 259L165 258V260H162ZM204 256L206 258L209 256L208 257L209 260H207L206 258L204 259ZM121 257H123V258H121ZM142 257L143 258L145 257V258L143 259ZM156 257H157V261L160 260V263L156 261V259H155ZM167 257H169L170 260ZM152 259H154V260H152ZM41 260H43V261H41ZM149 260H152V261H149ZM203 260L205 261L204 263H203ZM244 260H245V262H244ZM153 261L155 263H153ZM206 261H208V262H206ZM263 263H264L263 261L262 262L261 261L255 262V264H263ZM250 264H252V263L250 262Z\"/></svg>",
	"mask_w": 264,
	"mask_h": 264
}]
</instances>
